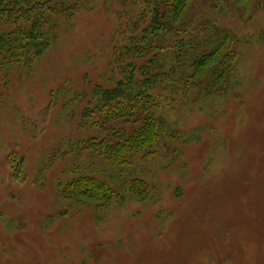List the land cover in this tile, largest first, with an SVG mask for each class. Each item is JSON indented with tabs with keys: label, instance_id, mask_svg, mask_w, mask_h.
I'll use <instances>...</instances> for the list:
<instances>
[{
	"label": "rangeland",
	"instance_id": "1",
	"mask_svg": "<svg viewBox=\"0 0 264 264\" xmlns=\"http://www.w3.org/2000/svg\"><path fill=\"white\" fill-rule=\"evenodd\" d=\"M79 1L31 67L0 68V264H264V0L195 3L235 37V94L175 96L174 152L136 160L153 197L107 213L70 204L61 186L75 171L104 177L98 156L79 152L103 136L82 115L95 87L120 77L113 58L140 3Z\"/></svg>",
	"mask_w": 264,
	"mask_h": 264
},
{
	"label": "trees",
	"instance_id": "2",
	"mask_svg": "<svg viewBox=\"0 0 264 264\" xmlns=\"http://www.w3.org/2000/svg\"><path fill=\"white\" fill-rule=\"evenodd\" d=\"M139 1L132 0L133 6L140 3V13L129 20L130 36L113 58L120 77L112 86H96L82 115V128L103 136L82 142L79 152L98 156L104 177L75 171L61 186L70 204L99 213L154 194L138 175L136 160L147 162L163 149L174 152L165 141L175 142L179 134L165 110L176 104L175 96L197 104L233 96L237 86L235 37L211 15L212 7L205 4L197 13L198 0ZM82 8L79 0H0V25L8 27L0 32V68L31 67L57 43L61 20Z\"/></svg>",
	"mask_w": 264,
	"mask_h": 264
}]
</instances>
